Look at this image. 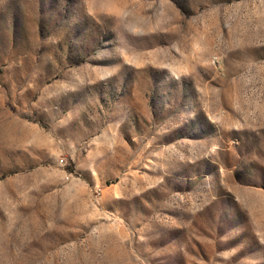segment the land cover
<instances>
[{"label": "rangeland", "instance_id": "1", "mask_svg": "<svg viewBox=\"0 0 264 264\" xmlns=\"http://www.w3.org/2000/svg\"><path fill=\"white\" fill-rule=\"evenodd\" d=\"M0 264H264V0H0Z\"/></svg>", "mask_w": 264, "mask_h": 264}]
</instances>
